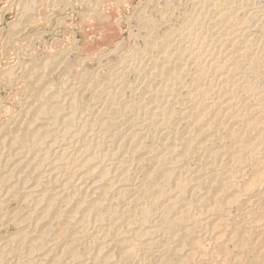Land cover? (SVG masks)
<instances>
[{"label": "bare ground", "instance_id": "6f19581e", "mask_svg": "<svg viewBox=\"0 0 264 264\" xmlns=\"http://www.w3.org/2000/svg\"><path fill=\"white\" fill-rule=\"evenodd\" d=\"M165 35L99 88L30 69L0 129V264H264V0H194Z\"/></svg>", "mask_w": 264, "mask_h": 264}, {"label": "rangeland", "instance_id": "374dc122", "mask_svg": "<svg viewBox=\"0 0 264 264\" xmlns=\"http://www.w3.org/2000/svg\"><path fill=\"white\" fill-rule=\"evenodd\" d=\"M24 1L0 0V129L35 100L38 85L29 72L36 64L60 62L46 78L58 88L66 77L71 88L102 87L124 56L145 49L151 32L164 37L194 11V0ZM85 72L95 73V79H83ZM136 80L134 74L128 78L131 85ZM232 241L229 248L236 254Z\"/></svg>", "mask_w": 264, "mask_h": 264}]
</instances>
